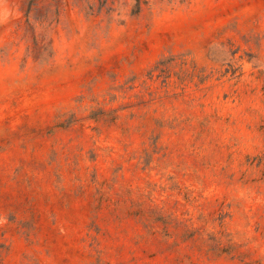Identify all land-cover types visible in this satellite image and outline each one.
<instances>
[{
	"label": "rangeland",
	"instance_id": "374dc122",
	"mask_svg": "<svg viewBox=\"0 0 264 264\" xmlns=\"http://www.w3.org/2000/svg\"><path fill=\"white\" fill-rule=\"evenodd\" d=\"M0 264H264V0H0Z\"/></svg>",
	"mask_w": 264,
	"mask_h": 264
}]
</instances>
